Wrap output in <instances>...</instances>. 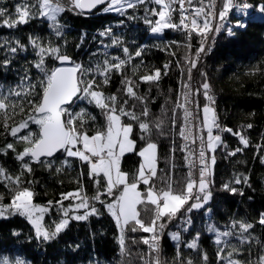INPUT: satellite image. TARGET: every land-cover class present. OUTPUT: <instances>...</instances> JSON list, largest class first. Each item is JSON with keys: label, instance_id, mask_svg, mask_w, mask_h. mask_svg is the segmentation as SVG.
Wrapping results in <instances>:
<instances>
[{"label": "trees", "instance_id": "1", "mask_svg": "<svg viewBox=\"0 0 264 264\" xmlns=\"http://www.w3.org/2000/svg\"><path fill=\"white\" fill-rule=\"evenodd\" d=\"M22 2L23 0H0V8L6 9L11 14L15 12V6ZM28 2L33 3L34 0ZM236 3H246L252 7L248 9L246 16L243 13H236L235 10L230 11L226 21L227 26L231 27L237 19L245 21L248 26L234 28L235 34L232 36L227 35L226 30H222L218 35L215 49L198 63L193 75L195 89L207 79L215 100L212 107L215 109L217 123L221 128L232 129V132L213 129L221 136L222 143L217 145L214 153L207 152L208 162L210 156H215V164H209L212 198L204 209L194 210L189 214L192 224L188 231H184L183 228L178 229L177 225L180 222L177 220L165 230L160 241V254L164 264H187L189 259L193 264H205L202 259L205 253L208 257L206 264H218L216 253L221 246L214 243L215 236L207 231L208 225L211 224L218 230L225 231L230 229L233 221L254 225L250 230L253 239L249 243L240 244L235 237L226 238L227 243L240 249L238 254L233 255V259L240 260L241 264H249V262L256 264L259 257L264 255V226L258 223L260 214L264 213V162H262L264 158V15L255 7L264 3V0H236ZM65 6L67 7V0ZM145 7L151 8L154 5H138L133 9H126L123 15L97 12L78 15L66 10L58 17L59 22L64 25L60 37L48 27L47 21L41 19H34L15 29L0 27V43L19 40L27 46L26 51L18 52L15 56L0 49V61L6 57L12 60L7 71L0 67V89L6 92L10 88H15L26 72L32 82H36L38 73L32 67L36 57L28 44L29 36L39 37L43 43L59 45L63 53L84 68H94L96 64H102L106 57L118 56L126 59L122 49L127 47L134 57L132 62L125 65L123 74L113 72L107 85H103L101 78L97 77L100 83L99 90L106 96L115 94L119 104L128 100V104L124 107L137 115L147 106L149 116L141 119H146L153 125L157 120L164 121L162 129L165 134L160 135L153 127L151 135V141L157 144L160 170L158 175L164 176L171 171L173 179L179 182L177 187H182L188 172L184 159L186 153L180 150L182 144L178 134L182 120H178L177 127L173 129L171 116L177 96L183 91L182 81L187 80V73L185 71L182 76L181 70L176 65L178 61L183 64V57L186 54L190 57L195 55L199 47V37L193 34L187 39L184 32L172 29H165L163 34H151L150 26L144 23ZM129 17L135 18L129 19ZM150 18L153 21L156 19V17ZM106 28H111V33L101 36L100 32ZM113 39H119L120 43L112 46ZM173 41L178 44L172 43ZM166 45L168 50L162 51L161 49ZM140 48H143L141 56L135 57V52ZM172 52L175 53L174 56ZM46 63L49 68L57 65V62L51 58H48ZM165 64L170 65L167 75H164ZM134 66H139L135 74H133ZM155 69L161 70L158 82L140 81L141 76L146 73L151 74ZM201 73L206 75L202 76ZM92 75L94 73H90L86 79L91 78ZM125 76L135 82L134 91L144 98L143 104L125 95L121 83ZM202 92L201 89V94L195 96L200 106L196 108L199 122L203 119L200 109L208 103ZM28 98L37 101L35 95ZM10 99L15 101L20 98ZM24 107L25 113H19L17 109L18 114L9 121L10 126L26 117L30 107L26 101ZM81 107L87 108L96 117L95 121H89V135L95 128L104 126V116L100 109L84 101L73 105L72 110L79 111ZM123 120L125 123L133 124L132 139L136 141V152H138L147 141L140 139L141 133L135 121L127 117ZM249 124L252 125L251 128L247 127ZM29 128L34 133L38 132L35 125L30 124ZM26 132L27 130H24L21 134ZM235 132L247 138L248 147L240 143L239 136L233 135ZM7 143H14L16 152L8 150L6 155L0 153V167L6 169L8 174L16 176L21 172V162L17 161L15 156L17 152L23 150L24 145L15 143L13 137L4 133L0 123V148ZM237 148L242 151L229 155ZM41 159L51 160L53 167L32 164V172L25 173L22 177L23 186L30 187L35 193V204L47 205L48 201L60 200L61 193L71 192L78 187L77 180L83 183L88 196L95 194L96 187L88 179L87 166L77 158L67 157L65 153L58 152L53 157ZM65 160L68 164L62 165ZM139 163L140 157L135 152L126 153L121 158V169L131 177L139 167ZM173 165H175L174 169ZM58 167H62V171L57 172ZM82 172L83 176H81ZM238 176L241 178L247 176L248 183L236 184L234 181ZM28 181L33 183L28 184ZM224 184H229L239 191L236 194L225 191L222 187ZM157 186L163 185L157 182ZM140 188L144 190L143 185H140ZM239 192H243V195ZM0 194L5 196L4 203L10 200L8 189L3 183H0ZM116 194L118 195V192ZM102 199L105 203H110L114 197L104 196ZM69 203L68 200L64 201L65 206ZM96 207L101 210V216H92L86 221H72L64 232L50 242L38 240L32 226L23 217L17 215L9 219H0V259L6 257L10 262L20 259L25 261V264H143L141 256L144 260L150 259L147 245L133 243V240L139 241L141 236L147 234L132 233L130 230L125 234L128 254L121 255L117 241L119 232L114 220L102 205L97 204ZM142 215L148 220L151 214L142 213ZM58 219L59 215L54 208L45 216V223L51 227L53 221ZM170 231H180L179 258L177 242L167 235ZM197 233H200L198 249L187 248L186 243L193 240ZM228 251H231V248L225 247L224 255H227Z\"/></svg>", "mask_w": 264, "mask_h": 264}, {"label": "snow or ice", "instance_id": "2", "mask_svg": "<svg viewBox=\"0 0 264 264\" xmlns=\"http://www.w3.org/2000/svg\"><path fill=\"white\" fill-rule=\"evenodd\" d=\"M151 4L154 7H145L144 23L150 26L151 34H163L165 29L182 31L186 38L190 39L193 34L199 36V47L195 55L183 57V64L177 62V68L181 70V75L187 73V80L182 81L183 91L177 96L174 107L172 108L171 123L173 129L177 127V121L182 120L179 126V136L185 143L180 146V150L185 152V166L188 172L183 180V186L177 187L179 182L173 179V173L169 171L164 176L158 175L157 144L151 141L153 127L164 135L162 126L163 120H157L153 125L146 119L149 111L145 106L142 112L137 115L134 111L128 110L124 105L128 104L125 100L123 104L118 103L115 94L106 96L99 90L100 83L97 77L101 78L103 85H107L113 72L123 74L125 65L130 64L133 55L129 53L127 47L122 49L126 59L118 56L105 58L103 63H98L94 68H84L76 63L70 56L61 51L59 45L41 42L39 37L29 36L28 44L35 52L36 59L32 67L37 70L36 82L33 83L31 77L25 73L21 77V82L15 88H10L6 92L0 89V123H2L4 133L14 138L15 143H22L23 150L16 153L15 159L20 161L21 172L12 176L7 170L0 167V183L8 189L10 200L4 203L5 196L0 194V219H9L13 216H20L27 220L34 230L35 237L44 242L55 240L64 232L72 221H86L89 217L102 215L97 204L102 205L112 217L119 232L117 237L121 255H127L126 232L145 233L139 241L147 245L150 259L144 260L143 264H162L160 260V241L168 226L176 220L181 223L177 228L188 231L192 224L189 214L194 210L204 209L212 198L210 191L211 180L210 165L206 158V152L214 153L217 145L222 143L219 134L214 135L213 129L219 131L232 132V129L221 128L217 123L215 109L212 107L215 100L211 94V86L205 79L199 88L193 90L189 83L192 79V70L197 67L201 54L211 52L212 48L207 44L209 34H220L226 30L227 35H234V28H246L248 25L243 20H235L231 27L227 26L226 21L230 11L235 10L240 13L242 10L249 9L250 5L236 3V0H221V6L217 11V0H34L33 3L23 0L15 6L14 13H8L6 9L0 8V27L15 29L21 25H26L34 19H41L48 22L57 37L62 35L64 25L58 20L61 13L72 11L78 15H86L92 10L100 8L104 13L116 12L123 15L126 9H133L138 5ZM178 5V7H177ZM158 6V7H155ZM264 15V3L255 6ZM180 15L179 23L173 22V13ZM150 17H156L153 21ZM135 17H129L134 19ZM215 21V23H214ZM111 33V28H106L100 32L101 36ZM83 40V37L81 38ZM213 41L215 35L212 36ZM119 39H113L112 46L118 45ZM172 43L178 44L173 41ZM14 44V46H12ZM190 48V45H185ZM79 47V46H78ZM108 47V46H105ZM0 49L15 56L18 52L26 51L27 46L19 40L4 41L0 43ZM167 51L166 45L161 49ZM143 48L135 52V57L141 56ZM173 56L174 52L171 53ZM51 58L58 63V66L49 68L46 61ZM12 60L5 58L0 61V67L7 71ZM141 63H143L141 61ZM186 66V67H185ZM139 66L133 67V74ZM170 68L169 64L164 65V75ZM90 73H94L91 78L86 79ZM205 76V73H201ZM161 70L155 69L151 74L140 77L144 83L158 82ZM123 91L130 99H135L144 103V98L137 95L134 91L135 82L125 76L121 81ZM39 89V91H37ZM202 94L208 103L200 111L203 119L199 123V117L195 116L192 110L193 105L199 108V102L195 96ZM35 95L37 101L29 99ZM11 97L20 98L12 100ZM24 101L29 105L26 117L10 126L9 121L19 113H25ZM86 101L88 105H94L100 109L104 116V126L97 127L89 135V121H95L87 108L81 107L79 111H73L72 106L78 102ZM182 113V115H181ZM127 117L135 121L140 130V139L147 141L138 152H136V141L132 139L133 124L125 123L123 118ZM35 125L38 132L30 130L29 126ZM251 128L252 125H247ZM198 133L207 134L204 136L193 135V129ZM27 130L26 134H21ZM240 137V143L248 147V140L239 132L233 133ZM189 141L196 143L199 141L198 153L189 147ZM16 152L14 143H7L0 148V153L6 155L7 151ZM175 151V149H173ZM242 149L237 148L229 155H235ZM63 152L67 157L77 158L82 164L87 166L88 179L93 182L96 192L88 196L84 190L83 183L77 180L78 187L68 193H61L60 200L48 201L47 205L34 203L35 193L30 187L23 186L25 173L32 172V164H44L47 168H52L53 163L48 159L56 153ZM135 152L140 157V164L136 172L129 176L121 169V158L126 153ZM27 158V159H26ZM264 162V158H262ZM68 161L62 162L67 165ZM211 164H215V156L211 157ZM173 169L175 165L172 166ZM198 171V178L195 171ZM57 172L62 171V167L56 168ZM84 173H81L83 176ZM157 182L163 186H157ZM236 184L248 183V177H236ZM28 181V184H32ZM140 185L144 190H140ZM223 190L236 194L239 190L224 184ZM118 192V195L116 194ZM243 195V192H239ZM109 197L112 202L105 203L102 197ZM70 201L65 206L64 201ZM59 215L58 220H54L52 226L45 223V216L50 214L53 209ZM210 211V210H209ZM142 213H150L148 220ZM258 223L264 226V213L260 214ZM238 227V230H236ZM254 228L251 223L243 221H233L229 230L220 231L213 225H208L207 231L213 233L214 243L218 246L216 253L217 262L223 264H241L240 260L233 259L234 254H238L240 249L227 243L226 238L235 237L240 244L249 243L253 237L250 230ZM16 235L17 233H13ZM171 240L177 242V257L179 258L180 231L168 232ZM200 233H197L193 240L186 243V247L197 250L199 245ZM223 245V246H222ZM225 247H230L231 251L225 253ZM205 264L208 260L207 254L202 255ZM0 264H25V261L16 259L10 262L8 258L0 259ZM187 264H193L188 260ZM251 264V262H249ZM256 264H264V255H261Z\"/></svg>", "mask_w": 264, "mask_h": 264}, {"label": "built area", "instance_id": "3", "mask_svg": "<svg viewBox=\"0 0 264 264\" xmlns=\"http://www.w3.org/2000/svg\"><path fill=\"white\" fill-rule=\"evenodd\" d=\"M194 2H195V0H194ZM220 6H221V0H217V11H218V9H219ZM102 7H103V6H102ZM102 7H101V8H102ZM177 7H178V5H177ZM97 13H104V12H102V11L99 9V10L97 11ZM110 13H116V12H110ZM179 20H180V15H179V13H178V12L173 13V22H175V23H179ZM214 23H215V21H214ZM213 35H215V40H214V41H213V39H212V36H213ZM218 35H219V34H215V33H210V34H209V38H208L207 44H208L209 46H211V48H212L211 52L215 49V45H216V41H217ZM198 37H199V36H198ZM200 39H201V38L199 37V38H198L199 42H200ZM209 53H210V52H209ZM209 53H207V54H209ZM207 54H201L200 59H199V62H200L203 58H205V56H206ZM199 62H198V63H199ZM197 65H198V64H197ZM195 69H196V68H195ZM195 69L192 70V79H191V81L189 82V83L191 84V87H192L193 90H195V84H194V81H193V75H194V70H195ZM191 107H192V110H193L194 115L197 116V109H196L195 105H193V106H191ZM182 123H183V121H182ZM194 123H199V121L194 120ZM193 135L195 136V135H201V134L198 133V132L196 131V129L194 128V129H193ZM183 143H185V141H183V140L181 139V144H183ZM188 143H189V147H190L194 152H197V153H198V150H199V141H197L196 143H191V141H189ZM206 158L208 159V157H207V152H206ZM194 171H195V170H194ZM195 175H196V177L198 178V175H199L198 171H195ZM177 221H179V222L181 223L180 220H177ZM170 225H171V224H170ZM160 260L162 261L161 254H160ZM162 264H164L163 261H162Z\"/></svg>", "mask_w": 264, "mask_h": 264}, {"label": "rangeland", "instance_id": "4", "mask_svg": "<svg viewBox=\"0 0 264 264\" xmlns=\"http://www.w3.org/2000/svg\"><path fill=\"white\" fill-rule=\"evenodd\" d=\"M235 12H236V11H235ZM236 13H238V12H236ZM240 13H243L244 16H246L247 13H248V9H247V10H242V12H240ZM202 116H203V113H202ZM203 134H204L205 138L207 139V134H206V132H204ZM213 134L216 135L217 133H215V132L213 131ZM143 147H144V146H143ZM139 164H140V163H139ZM209 164H211V156L209 157ZM140 190L142 191L141 188H140Z\"/></svg>", "mask_w": 264, "mask_h": 264}, {"label": "water", "instance_id": "5", "mask_svg": "<svg viewBox=\"0 0 264 264\" xmlns=\"http://www.w3.org/2000/svg\"><path fill=\"white\" fill-rule=\"evenodd\" d=\"M100 7H101V6H100ZM95 10H97V9H94V10H92V12H91V13H93ZM91 13H90V14H91ZM56 66H58V63H57V65H56Z\"/></svg>", "mask_w": 264, "mask_h": 264}, {"label": "bare ground", "instance_id": "6", "mask_svg": "<svg viewBox=\"0 0 264 264\" xmlns=\"http://www.w3.org/2000/svg\"><path fill=\"white\" fill-rule=\"evenodd\" d=\"M200 134H202V133H200ZM204 136V135H203ZM204 138H205V136H204ZM205 140H206V138H205Z\"/></svg>", "mask_w": 264, "mask_h": 264}]
</instances>
